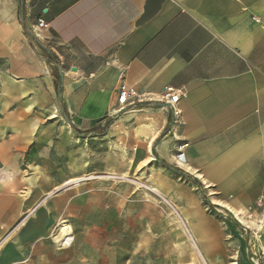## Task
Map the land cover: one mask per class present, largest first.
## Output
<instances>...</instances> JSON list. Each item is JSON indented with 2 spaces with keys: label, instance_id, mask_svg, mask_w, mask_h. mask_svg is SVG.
Here are the masks:
<instances>
[{
  "label": "crops",
  "instance_id": "0c3cea01",
  "mask_svg": "<svg viewBox=\"0 0 264 264\" xmlns=\"http://www.w3.org/2000/svg\"><path fill=\"white\" fill-rule=\"evenodd\" d=\"M122 83L137 92L125 107ZM169 87L180 93L176 115L161 103ZM19 100L49 107V120L57 102L66 144L104 129L138 133L155 186L170 180L153 165L175 166L187 145L188 179L249 196L264 173V0H0V109Z\"/></svg>",
  "mask_w": 264,
  "mask_h": 264
},
{
  "label": "rangeland",
  "instance_id": "374dc122",
  "mask_svg": "<svg viewBox=\"0 0 264 264\" xmlns=\"http://www.w3.org/2000/svg\"><path fill=\"white\" fill-rule=\"evenodd\" d=\"M22 101L0 109V264H264V173L249 196L228 197L165 163L152 169L170 183L155 186L138 133L66 144L57 102L49 120Z\"/></svg>",
  "mask_w": 264,
  "mask_h": 264
},
{
  "label": "built area",
  "instance_id": "2783aa9c",
  "mask_svg": "<svg viewBox=\"0 0 264 264\" xmlns=\"http://www.w3.org/2000/svg\"><path fill=\"white\" fill-rule=\"evenodd\" d=\"M48 27V24L40 19L36 23V25L33 27V32L37 34L38 38H40V33L42 30L46 29ZM137 97V92L129 87L126 83H122L118 90V104L121 107H125L131 98ZM180 100V93L178 90L169 87L166 88L162 98L161 103L165 104L166 106L172 108L173 114L176 115L177 112L175 111V106L178 104ZM187 145H179L176 149V165L180 168L179 164L186 165L187 157L185 154V148Z\"/></svg>",
  "mask_w": 264,
  "mask_h": 264
},
{
  "label": "bare ground",
  "instance_id": "6f19581e",
  "mask_svg": "<svg viewBox=\"0 0 264 264\" xmlns=\"http://www.w3.org/2000/svg\"><path fill=\"white\" fill-rule=\"evenodd\" d=\"M139 132L142 134V129H140L139 130ZM179 166H180V168L182 169L185 165H181V164H179ZM66 229L67 228H65V229H63V233H65L66 232ZM68 233V232H67ZM65 236H66V234H64ZM70 238H65V243H64V245H66V246H68L69 244H70Z\"/></svg>",
  "mask_w": 264,
  "mask_h": 264
},
{
  "label": "water",
  "instance_id": "95a60500",
  "mask_svg": "<svg viewBox=\"0 0 264 264\" xmlns=\"http://www.w3.org/2000/svg\"><path fill=\"white\" fill-rule=\"evenodd\" d=\"M61 95H62V90H60L59 93H58V103H59V104H60V102H61V100H60ZM60 112H61L62 116L67 120L68 118H67V116H66V114H65V112L63 111L62 108H60ZM169 168H170V167H169ZM171 169H172V168H171ZM207 203L209 204L208 201H207Z\"/></svg>",
  "mask_w": 264,
  "mask_h": 264
}]
</instances>
